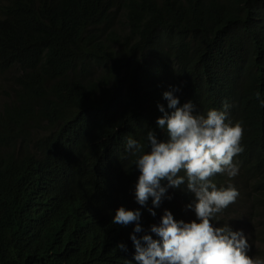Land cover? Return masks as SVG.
Here are the masks:
<instances>
[{"label":"trees","instance_id":"trees-1","mask_svg":"<svg viewBox=\"0 0 264 264\" xmlns=\"http://www.w3.org/2000/svg\"><path fill=\"white\" fill-rule=\"evenodd\" d=\"M0 78V264H128L116 209L140 210L139 236L156 216L125 141L156 128L173 86L241 123L239 201L220 225L264 246V0H0ZM183 188L156 215L195 219Z\"/></svg>","mask_w":264,"mask_h":264},{"label":"clouds","instance_id":"clouds-1","mask_svg":"<svg viewBox=\"0 0 264 264\" xmlns=\"http://www.w3.org/2000/svg\"><path fill=\"white\" fill-rule=\"evenodd\" d=\"M180 91V86H173L163 92L171 111L163 103L157 104L162 115L156 118V128H149L142 139L126 138L125 152L135 158L131 164L139 172L135 200L147 206L151 198L153 207L148 211L156 217L149 231L139 236L143 231L140 210L118 207L111 224L122 229L112 228L111 233L124 242L116 248L124 253L128 264H264L262 244L256 243L250 251L242 229L220 225L224 210L239 201V166L234 158L244 151V129L241 123L228 121L227 101L224 110L209 109L203 114L197 112L191 100L181 103L175 94ZM256 97L260 100V93ZM260 104L264 107V100ZM156 129L167 139H159ZM185 185L182 190L193 195L185 207L194 212L195 219L178 220L167 208L156 215L155 208L164 199H172L168 189ZM251 210L249 199L245 213L241 212L245 218L254 219L248 215ZM259 214L263 212L259 210ZM157 218L159 223H155ZM91 222L86 216L81 228ZM44 230L33 229L29 240L34 234L41 237Z\"/></svg>","mask_w":264,"mask_h":264},{"label":"rangeland","instance_id":"rangeland-1","mask_svg":"<svg viewBox=\"0 0 264 264\" xmlns=\"http://www.w3.org/2000/svg\"><path fill=\"white\" fill-rule=\"evenodd\" d=\"M4 88H8L7 87V84L0 78V100H1V98H2V94H1V91H2V89H4ZM256 251V250H255Z\"/></svg>","mask_w":264,"mask_h":264},{"label":"water","instance_id":"water-1","mask_svg":"<svg viewBox=\"0 0 264 264\" xmlns=\"http://www.w3.org/2000/svg\"><path fill=\"white\" fill-rule=\"evenodd\" d=\"M159 221H160L159 218H157L156 221H155V223H159Z\"/></svg>","mask_w":264,"mask_h":264}]
</instances>
